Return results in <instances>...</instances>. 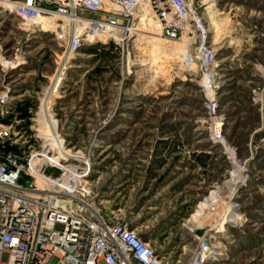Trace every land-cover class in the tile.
I'll return each mask as SVG.
<instances>
[{"label": "rangeland", "instance_id": "1", "mask_svg": "<svg viewBox=\"0 0 264 264\" xmlns=\"http://www.w3.org/2000/svg\"><path fill=\"white\" fill-rule=\"evenodd\" d=\"M160 2L176 14L172 0L130 2V25L119 19L71 53L82 26L72 17L59 18L57 33L0 7V94L9 88L0 127L27 150L56 152L57 136L72 155L79 149L67 164L90 163L88 202L145 235L170 264H264V0H187L191 33L123 29ZM105 7L79 19L109 23L107 10L119 7ZM203 37L209 66L151 55L154 38L166 52L198 55ZM204 238L213 251L199 261Z\"/></svg>", "mask_w": 264, "mask_h": 264}, {"label": "built area", "instance_id": "2", "mask_svg": "<svg viewBox=\"0 0 264 264\" xmlns=\"http://www.w3.org/2000/svg\"><path fill=\"white\" fill-rule=\"evenodd\" d=\"M62 0H0L1 12L14 14L24 20H35L47 14L48 8ZM81 1V0H80ZM88 1V0H87ZM106 0H93L70 9L63 17H72L81 30L69 42V53L75 51L83 37H87V25L96 19H79L85 12L106 10ZM120 7L119 13L108 9L113 30L119 19L130 25L134 10L125 12V6L135 0H108ZM187 0H173L177 12L188 16ZM49 5V6H45ZM78 18V19H77ZM85 20V21H84ZM134 24V23H133ZM131 24V25H133ZM131 27L123 28L131 32ZM112 30V31H113ZM175 36L179 28H166ZM129 32V33H130ZM206 47V46H204ZM204 66L213 62V52L207 47ZM9 89V88H8ZM8 89L0 94V114L8 100ZM7 113L8 110H4ZM4 113V114H5ZM3 114V115H4ZM16 132L15 136H18ZM12 138V132L0 127V264H170L149 239L141 236L127 222L115 221L90 204L94 195L87 182L79 189L65 188L61 181L69 171L87 177L88 168L68 165L70 158H78L82 152H67L58 159L42 145L26 149V139ZM26 136H24L25 138ZM61 171V172H59ZM59 172V173H58ZM75 201L73 208L64 209L51 203V195ZM90 196V197H89ZM64 200V199H63ZM200 263V262H199ZM188 264H198L195 257Z\"/></svg>", "mask_w": 264, "mask_h": 264}, {"label": "bare ground", "instance_id": "3", "mask_svg": "<svg viewBox=\"0 0 264 264\" xmlns=\"http://www.w3.org/2000/svg\"><path fill=\"white\" fill-rule=\"evenodd\" d=\"M89 2H93V0H88V1L87 0H81V1L80 0H62L61 3H59L57 5L58 6L57 8L56 7L52 8V9L48 8L49 11L47 12V14H49V16L51 17V19L46 18L42 14L38 18H36L34 20V23L36 25H39V24H42V23L46 24L48 22V24L51 26V30L52 31H56L57 33H61L62 32L63 24L60 22L61 20L59 18L63 17L62 16L63 14L67 13L70 9L75 8L77 5H79V4H86V3H89ZM105 2H107V0ZM138 2L141 3L142 0L141 1L140 0L132 1L129 5H133L134 6ZM162 3L163 4H161V2L160 3H157L153 7V9L151 7L152 11L154 13H156V14H152V15L147 14V15H143L142 17H139L140 19H138L133 24L132 29H131V32H133V31L134 32H140V31L143 32V31L146 30V33H147V31L149 30V33H150L153 30H155V31H163V34H164L166 28H174V29L175 28H179V29H183V30H185L187 32H190V33L191 32H194L193 29L191 28L190 22H188L186 16H182V15H180L177 12V8L174 5V3H173V6L176 8L175 9L176 10V14H174V13L173 14H170V13L167 14L166 11H165V9H164V2H162ZM133 6L128 7L126 5L125 6V9L128 10V8H132ZM167 6H169V5L167 4ZM189 7H191V6H189ZM114 11L117 12V13H119L121 11V9L119 7V8H117ZM163 11L165 12V14L162 13ZM192 11H193V9H192ZM193 15L196 18V20L198 21L197 24L199 26H201V22H199V16L197 15V12L194 11L193 12ZM58 21L60 23H58ZM201 27H202L203 33H206L205 32L206 31L205 28L203 26H201ZM112 30H113L112 23H110V22L107 23V22H103V21H94L93 23H91L90 25H88V34H87V36L89 38H95V37H98V36L100 37V35H105L104 33H109ZM150 30H152V31H150ZM143 33H145V32H143ZM218 33H219V30L218 29H214L213 37L218 36ZM156 34L158 35V32ZM156 34H154V36ZM150 36L152 37V35H150ZM159 37H161L160 34H159ZM151 40H153V39H151ZM158 40H160V39L154 38V44L150 48L151 55L153 57H155V56L156 57H158V56L159 57H165V58H167V63L170 62V61H168V59L169 60L175 59L176 61H178V62H180L181 64H184V65L194 62L195 59H199V60H201V62H205V57H204V53H203V51L206 52V50H207V47H204L206 45V39H205V37H203L202 42L198 46V51H197L198 55H195V56H194V54L190 53L187 49H185V47L184 48L178 47L176 49L177 51H174L175 53L174 52L173 53L166 52V51H164V48H162V46L160 45V43H157ZM212 67H216V65H213ZM208 77H209L210 81H209ZM215 78H216V75L214 73V70L212 69L210 72H208V74H206V83H208L207 85H210L215 80ZM61 79H62V77L57 79V81L54 84L53 90H56L58 88L59 84L61 83ZM4 113H5V111L2 112V116H3ZM219 123H220V121H219ZM219 123L216 124V127H219L220 126ZM50 124H51V126L54 127V125H53L54 123H53L52 120L50 121ZM52 129H54V128H52ZM57 138H58L57 139L58 141L55 142L54 145H55V148L60 147V150H56V152H53V155L52 156H49L50 159H52V158H58V159H60L64 155V153L67 152V150H68L62 144L63 139L60 138L59 136H57ZM62 145H63V147H62ZM84 161H85L84 163L86 164L85 167L86 166L87 167L90 166V163L87 161V159H85ZM68 174H69V176L66 177L67 179H64L63 181H61L62 182L61 185L63 187H65V188L71 187V188H74V189H79L80 188L79 187V184H82L83 182H87V179L85 177H83L81 175L74 174V171H72V170H70ZM49 195H51V203L54 206H61L62 208L65 209V208H67V206L73 207L76 204L75 201H70L67 198H61L60 196L55 195L54 193L53 194H49ZM229 206H230V208H229ZM223 211H224L223 214L224 215H227V216L229 214H231V213L233 214L234 213V205H228V207H225V209H223ZM196 221H199V219L196 220ZM204 237H205V235H204ZM207 242L208 241L204 238L203 239V246L198 251V254L199 255H198L197 258H198L199 261H200L201 258L207 257L213 251L212 244H214V242L212 244L207 243Z\"/></svg>", "mask_w": 264, "mask_h": 264}, {"label": "crops", "instance_id": "4", "mask_svg": "<svg viewBox=\"0 0 264 264\" xmlns=\"http://www.w3.org/2000/svg\"><path fill=\"white\" fill-rule=\"evenodd\" d=\"M155 228H156L157 230H163V233L165 232V230H164L165 228H162V227L156 226V227H154L153 229H155ZM157 230H156V231H157Z\"/></svg>", "mask_w": 264, "mask_h": 264}, {"label": "water", "instance_id": "5", "mask_svg": "<svg viewBox=\"0 0 264 264\" xmlns=\"http://www.w3.org/2000/svg\"><path fill=\"white\" fill-rule=\"evenodd\" d=\"M142 236H145V235L142 234ZM145 237H146V236H145Z\"/></svg>", "mask_w": 264, "mask_h": 264}]
</instances>
